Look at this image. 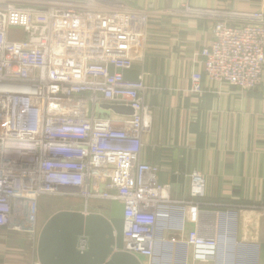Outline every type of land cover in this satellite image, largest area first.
<instances>
[{
    "label": "built area",
    "instance_id": "built-area-1",
    "mask_svg": "<svg viewBox=\"0 0 264 264\" xmlns=\"http://www.w3.org/2000/svg\"><path fill=\"white\" fill-rule=\"evenodd\" d=\"M107 6L108 0H0V227L34 231L45 196L80 197L83 210L103 215L97 207L116 200L124 205L123 251L151 259L168 188L158 184V168L141 161L148 111L143 78L125 77L149 18ZM13 28L17 40L8 39ZM211 34L200 51L204 75L257 89L264 74L263 15L218 19ZM190 80V92L201 93V74ZM106 104L133 113L115 114ZM191 181L190 195L202 197L203 178L193 173ZM89 200L106 204L91 211ZM197 211L192 204L183 212L195 225L187 244L195 258L212 259L217 242L200 230ZM85 245L80 238L79 248Z\"/></svg>",
    "mask_w": 264,
    "mask_h": 264
},
{
    "label": "crops",
    "instance_id": "crops-1",
    "mask_svg": "<svg viewBox=\"0 0 264 264\" xmlns=\"http://www.w3.org/2000/svg\"><path fill=\"white\" fill-rule=\"evenodd\" d=\"M110 8L149 18L125 77L143 78L141 161L158 168L168 200L158 214L153 258L137 256L140 263L170 255V264H264V74L257 89L243 91L209 80L200 56L216 20L264 17V0H108ZM193 73L202 76L198 94L190 92ZM193 173L203 178L202 197L190 195ZM192 204L200 230L217 242L212 259L195 258L187 244L195 225L183 212ZM37 224L34 231L0 227V264H39Z\"/></svg>",
    "mask_w": 264,
    "mask_h": 264
},
{
    "label": "water",
    "instance_id": "water-1",
    "mask_svg": "<svg viewBox=\"0 0 264 264\" xmlns=\"http://www.w3.org/2000/svg\"><path fill=\"white\" fill-rule=\"evenodd\" d=\"M102 107L115 114L133 113L127 106L106 104ZM97 208L105 215L85 210H60L49 216L37 237L39 264H141L136 256L123 251L124 205L112 200L107 206ZM83 237L86 245L80 249ZM182 247L185 252L187 246ZM169 257L161 262L152 259L151 263L170 264Z\"/></svg>",
    "mask_w": 264,
    "mask_h": 264
},
{
    "label": "rangeland",
    "instance_id": "rangeland-1",
    "mask_svg": "<svg viewBox=\"0 0 264 264\" xmlns=\"http://www.w3.org/2000/svg\"><path fill=\"white\" fill-rule=\"evenodd\" d=\"M19 31L13 28L9 30L10 40H17L19 38ZM105 179L100 180L99 190H104ZM106 204L102 200H89V210H95L97 205ZM51 206V207H50ZM96 206V207H95ZM85 208L84 199L75 196H45L39 201L37 208V229L39 230L40 223L45 221L53 213L60 210H83Z\"/></svg>",
    "mask_w": 264,
    "mask_h": 264
},
{
    "label": "bare ground",
    "instance_id": "bare-ground-1",
    "mask_svg": "<svg viewBox=\"0 0 264 264\" xmlns=\"http://www.w3.org/2000/svg\"><path fill=\"white\" fill-rule=\"evenodd\" d=\"M29 221H32L31 218H29ZM30 224L33 225L32 222H30Z\"/></svg>",
    "mask_w": 264,
    "mask_h": 264
},
{
    "label": "trees",
    "instance_id": "trees-1",
    "mask_svg": "<svg viewBox=\"0 0 264 264\" xmlns=\"http://www.w3.org/2000/svg\"><path fill=\"white\" fill-rule=\"evenodd\" d=\"M51 207V206H50Z\"/></svg>",
    "mask_w": 264,
    "mask_h": 264
}]
</instances>
